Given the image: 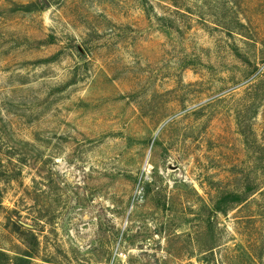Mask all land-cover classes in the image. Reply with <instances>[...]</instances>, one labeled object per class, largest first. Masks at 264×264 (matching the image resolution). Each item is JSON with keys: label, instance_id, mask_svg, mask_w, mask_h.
<instances>
[{"label": "rangeland", "instance_id": "rangeland-1", "mask_svg": "<svg viewBox=\"0 0 264 264\" xmlns=\"http://www.w3.org/2000/svg\"><path fill=\"white\" fill-rule=\"evenodd\" d=\"M29 250L264 264V0H0V264Z\"/></svg>", "mask_w": 264, "mask_h": 264}, {"label": "trees", "instance_id": "trees-1", "mask_svg": "<svg viewBox=\"0 0 264 264\" xmlns=\"http://www.w3.org/2000/svg\"><path fill=\"white\" fill-rule=\"evenodd\" d=\"M231 199V202L233 204H240L242 201H243V197L241 195H233V197H228L226 201L230 200ZM31 234V233H30ZM23 235L25 236V238H28L29 236H32V242H33V245L34 246H37L38 245V241H37V238L35 236H33L32 234L31 235ZM0 256H4L6 257V259H8L9 257L3 253H0ZM35 254L34 252H32L31 250H29L28 252H26L25 254L23 255H19L18 257L14 258L12 261H13V264H34V260H35Z\"/></svg>", "mask_w": 264, "mask_h": 264}]
</instances>
